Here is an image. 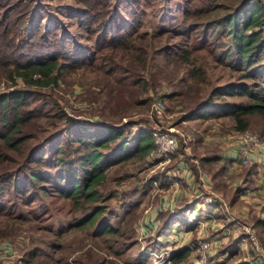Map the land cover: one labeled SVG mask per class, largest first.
Returning <instances> with one entry per match:
<instances>
[{
  "label": "trees",
  "instance_id": "obj_1",
  "mask_svg": "<svg viewBox=\"0 0 264 264\" xmlns=\"http://www.w3.org/2000/svg\"><path fill=\"white\" fill-rule=\"evenodd\" d=\"M28 1H11L9 8L3 6V0H0V9L3 12H0V75L11 80L21 78L24 82V86L0 93V197L13 192L27 205L36 195L29 194V184L42 180L51 181L55 177L65 184L58 190L62 196L72 199L76 205L82 207L92 205L91 210L78 218L71 227L92 226L105 211L101 204L96 203L101 197L98 187L105 180L110 164L113 163L105 149L116 143L114 155L118 157L117 162L128 161L134 157L145 160L154 152L153 135L145 127L138 129L132 136L125 132L124 127L127 124L117 127L105 121L81 122L67 114L57 103L53 89L59 86L64 79V73L70 68L88 66L102 72L105 76L98 84L107 97L104 108L108 106L111 108L108 109L109 112L118 114L119 108L153 103V94L162 87L161 76L152 69L157 65L152 59L158 52L162 53L166 49L172 62L190 65L187 68L190 77L201 82L205 65L197 60L196 53L204 50L216 60L222 55L223 59H220L241 73L240 81L213 87L203 97L200 88L184 94L185 98L180 100L185 111L184 119L232 116L235 120L234 129L242 132L250 124L247 116L256 114L264 117V67L261 68L260 65L264 59V0H228L227 3L205 0L208 4L202 8L192 12L191 9H185L184 18L176 21L174 26L167 27L166 20H162V24L152 30H140L144 24L140 11L134 8V3L144 1L143 4L151 6L156 0H77L81 5L76 17L78 27L86 33L88 39H94L101 44L99 51L103 50L97 58L92 48L84 49L91 59L89 61L75 52L80 44L71 46L69 42L49 41L45 34L49 28L43 29L42 17L40 23H37L39 15L31 12ZM220 9L223 12L208 24L223 27V34L230 36V44L221 53H217L208 41L207 34L191 42L200 24L196 20L187 22V19ZM10 11L14 14L15 21L28 16L35 21L28 40L20 39V33H16L17 28L13 31L14 26L8 24ZM122 21L128 27L123 26ZM164 34H167L165 38L162 36ZM172 37L183 40L171 44L166 42ZM37 43L43 45L41 50L34 49L33 46ZM251 78L261 80L253 83L243 81ZM41 89H47L50 93L44 94ZM224 95L247 96L249 101H215V98ZM45 97L49 99L46 100ZM88 99L96 100V97L91 96ZM39 100H44L42 103H50L51 106L44 110L42 104L33 105ZM104 110L102 113H105ZM42 119H46L44 123L47 127L43 131L47 134L41 139V144L39 140L40 145L37 147H47L49 159L34 156L30 152L32 148L25 154L24 161L16 162V159H11L8 154L10 151L25 153L28 141L35 138V134L42 129ZM54 133L55 137L63 139V143L55 148L49 147L54 140ZM129 137L132 138L129 140ZM63 154L72 158H64ZM32 162L35 166L30 164ZM43 166L57 169L50 172L41 169ZM174 178L163 173L152 176L151 182L159 183L160 187L168 186ZM18 211V202L12 198L6 203L0 202V225L22 223L27 219L23 212ZM175 217V212L169 214L160 226L168 227ZM116 232L117 228L106 220L96 229V233L101 235ZM11 233L10 231L7 235ZM39 252V248H33L29 254L35 258ZM190 253L191 250L184 246L173 251L170 259L180 262Z\"/></svg>",
  "mask_w": 264,
  "mask_h": 264
},
{
  "label": "rangeland",
  "instance_id": "obj_2",
  "mask_svg": "<svg viewBox=\"0 0 264 264\" xmlns=\"http://www.w3.org/2000/svg\"><path fill=\"white\" fill-rule=\"evenodd\" d=\"M11 1L14 0H3V6L11 8ZM143 2L134 3V8L140 11L144 24L140 30H152L155 26L161 25L162 20H166L165 26H174L176 21H181L184 18L185 9H191L192 12V10L208 4L205 0H156L151 6L143 4ZM219 2L227 3L229 1L219 0ZM79 4L77 0H29L28 8L31 7V12L39 15L37 23H40L41 17L43 18V29L49 28L45 33L49 41L54 43L69 42L71 46L80 44L79 47H76L75 52L89 61L91 59L84 49L92 48L97 58L101 56L103 50L99 51L101 44L94 39H88L86 33L78 27L76 17L79 6H81ZM0 12L3 13L2 9ZM222 12L223 10L220 9L204 16L189 17L187 22L196 20L200 24L191 42H195L201 35L207 34L208 41L217 53L225 50L230 44V36L223 34V27L208 24L211 19L217 18ZM9 14L8 24L14 26L13 31L17 28L16 33H20V39L28 40L34 20L29 19L28 16L15 21L14 14L11 11ZM122 23L123 26L128 27L125 21ZM162 36L165 38L167 34ZM181 40L183 39L172 37L166 42L171 44ZM162 42L161 44H163ZM41 46L43 47L41 43H37L33 47L35 50H41ZM104 50L106 52V49ZM196 55H198L197 60L204 62L205 65V73L201 82L194 81L190 77L187 72L190 65L172 62L166 54V49L162 53L158 52L152 59L157 64L152 69L161 76L162 81V87L153 94V99H162L166 106L165 114L160 117L153 112L152 102L146 105H132L125 109L119 108L118 114H112L108 110L111 109L110 107L104 108L107 97L100 90L101 86L98 84L103 81L105 76L102 72L95 71L88 66H80L70 68L64 73L63 81L53 91L56 93L57 103L67 114L81 122L101 123L105 121L117 127L127 124L124 127L125 132L132 136L141 127L149 129L151 133L155 129H168L182 140L183 145L171 156L170 160L166 158L154 160L152 153L145 160L134 157L128 161L117 162L118 157L114 155L116 143L105 149L113 163L110 164L105 180L98 187L101 197L96 202L101 204L105 211L92 226L71 227L78 218L91 210L92 205L87 204L82 207L76 205L72 199L62 196L58 190L65 184L55 177L51 181L42 180L35 184H29V194L36 195L33 201L27 205L13 192L1 196L0 202L6 203L10 198L18 202V210H20L18 213L23 212L27 219L22 223H2L0 225L2 234L0 237V262L3 264H199L201 256L199 238L203 236L211 240L213 236L211 227L197 224L191 228L190 233L184 235V240L182 239L180 242L176 239L177 242L173 236H169L170 226L166 228L160 226L163 220L169 214L171 215L170 210L156 212V215L161 218L159 225L146 224L149 213H152V208L159 201V194L171 187L170 185L156 186L154 183L152 184L151 177L171 171L181 155L185 157V154H189L185 151L184 144L189 146L193 139L197 138L199 135L197 129L199 131L205 129L203 132L209 134L210 137L216 133L214 130L208 131L210 125L218 126L221 133L237 134L234 129L235 120L232 116L212 119H184L185 111L180 101L184 94L200 88L203 97L213 87L240 81L241 73L226 64L222 60V55H220L222 59L217 60L204 50L198 51ZM199 62L197 64H200ZM260 65L261 68L264 67V59ZM260 80V78H251L243 81L253 83ZM20 86H24L21 78L11 80L7 79V76L0 75V93ZM41 92L50 93L47 89H41ZM91 96L96 97V100L88 99ZM146 96L144 95V97ZM45 99L49 98L45 97ZM215 101L247 102L249 98L247 96L224 95L215 98ZM37 102L33 105L42 104L44 110L51 106L50 103H42L44 100ZM102 110L105 113H102ZM246 118L250 123L246 130L257 132L264 138V117L254 114ZM45 120L40 121L42 129L35 134L36 137L31 138L26 144L25 153L10 151L8 154L11 159H16V162L24 161L25 154H28L31 148L30 152L32 151L34 156H43L45 160L49 159L48 148L37 147L47 134L43 131L47 127L44 123ZM58 130L59 128L56 132ZM55 135L56 133H54V140L49 147L55 148L59 146L58 144L63 143V139L61 140L59 136L55 137ZM131 138L129 137V140ZM184 139L186 143H184ZM39 140L40 144H38ZM63 157L72 158L66 154H63ZM30 164L35 166L34 162ZM41 169L55 172L57 168L48 169L43 166ZM104 220L114 225L117 232L104 235L96 233V229ZM182 223V231H184L186 228L184 220ZM247 225L249 229H254L256 244L248 238L246 233H232L229 240L221 242L218 247L211 248L206 253V264H230L232 262L264 264V228L255 229L253 226ZM5 227L8 229L6 230ZM6 231L12 233L7 235ZM184 246L191 250L189 256L183 261L173 262L170 259L173 251ZM33 248L40 249L35 258L29 254Z\"/></svg>",
  "mask_w": 264,
  "mask_h": 264
},
{
  "label": "crops",
  "instance_id": "obj_3",
  "mask_svg": "<svg viewBox=\"0 0 264 264\" xmlns=\"http://www.w3.org/2000/svg\"><path fill=\"white\" fill-rule=\"evenodd\" d=\"M208 129L216 133L210 137L203 132L205 129H197L199 135L190 143L189 154L181 155L175 167L164 173L175 177L174 181L159 194L146 224L159 225L161 218L156 212L170 210L176 217L169 224V236L180 241L195 225L209 226L213 249L231 237L233 216L255 229L264 227V150L251 148L249 162L244 164L234 133H221L218 126L212 125ZM204 194H212L216 202L204 204Z\"/></svg>",
  "mask_w": 264,
  "mask_h": 264
},
{
  "label": "built area",
  "instance_id": "obj_4",
  "mask_svg": "<svg viewBox=\"0 0 264 264\" xmlns=\"http://www.w3.org/2000/svg\"><path fill=\"white\" fill-rule=\"evenodd\" d=\"M153 112L157 116H163L166 111L165 103L162 99H155L153 101ZM155 150L153 152L154 160L166 158L168 160L171 159V156L178 151L179 147L183 145L182 140L172 133L171 130L168 129H155L152 132ZM236 139L241 147V152L243 156V163L247 164L249 162V150L251 148L254 149H263L264 150V138L261 134L257 132H253L250 130H244L242 132H237ZM185 140V139H184ZM192 140V139H190ZM186 143V140L185 142ZM185 151L189 152V146L185 145ZM202 202L204 204L213 205L216 202L215 197L212 194H204L201 197ZM231 226L232 233H246L248 238L254 243H257V239L255 237L254 229H249L248 225L242 222L238 217H231ZM243 231V232H242ZM199 248L201 250L200 262L199 264H206V253L209 252L212 248V242L210 239L206 237L199 238ZM3 264V262H0ZM145 264V263H143Z\"/></svg>",
  "mask_w": 264,
  "mask_h": 264
}]
</instances>
